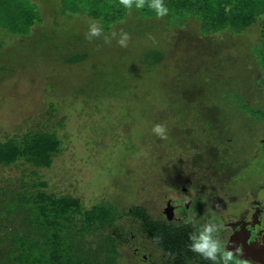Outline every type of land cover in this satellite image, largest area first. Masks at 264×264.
<instances>
[{"label": "rangeland", "instance_id": "rangeland-1", "mask_svg": "<svg viewBox=\"0 0 264 264\" xmlns=\"http://www.w3.org/2000/svg\"><path fill=\"white\" fill-rule=\"evenodd\" d=\"M32 1L36 3V0ZM37 1L43 17L52 16L46 9L52 10V6L49 7L55 0ZM3 2L8 5L9 12H14L13 0H0V4ZM90 20L78 13L55 14L41 26L48 32H39L0 52V140L25 132L37 118L51 113L54 120L62 123L57 130L63 140V152L50 169L44 168L41 173L53 191L80 197L87 206L101 201L138 204L146 206L156 217L167 199L176 198L189 179L207 188L209 176L212 189L224 187L228 194L239 198L251 193L255 202L264 205V125L257 117L250 119L239 109L230 110L232 119L229 121V113L225 110H229L231 101L222 100L216 90L212 91V100L218 101L223 108L218 116L215 113L216 122L228 131L225 140L234 137L228 152L223 151L226 154H216L215 149L198 150L199 143L183 144L182 138L176 136L184 152L173 156L170 151L174 152L176 148L167 147L164 141L171 140L169 135L174 134L176 121L183 116L177 114L179 109L175 108L171 97L174 80L181 86L187 84L190 87L185 76L190 75V68L197 70L195 61L198 58L211 61L205 65L213 67L228 61L232 50L241 55L244 53L239 45L241 38L234 40L228 34L226 37L208 34L192 19L164 32L161 27L155 28L156 33L147 20L136 24L123 21L113 26L118 37L103 31L101 36L89 41L86 33ZM121 29L130 36L126 48L117 43ZM105 37L110 43H105ZM151 37L159 43L157 49L162 52L159 54L161 60L153 63L156 65L153 74L141 76L135 87L123 91L118 86H103L101 80L96 84L93 82L92 63L107 64L110 68L115 67V72H121L129 65L131 67V62L138 64L139 56L146 50L143 40L151 41ZM147 44L153 46L149 41ZM240 57L229 60L226 71H241L245 54ZM66 61L73 65L64 66ZM146 61L139 63V67L140 64L147 67ZM150 61H154L153 57ZM198 81L193 89L201 93L205 82ZM95 85L102 89H97L102 92L98 99L86 95L88 88ZM224 90L227 92L226 87ZM187 94L184 98L188 103L198 97L192 90ZM261 96L264 103V93ZM197 100L196 110L193 108L190 116L195 118L198 110L201 112L198 114L206 119L211 114L212 101ZM51 102L56 104L54 111L50 109ZM157 123L166 127L167 139L152 132ZM190 196L188 194L187 198ZM193 209L192 206L187 210L188 216L192 215ZM198 226L202 227L201 224ZM236 260L239 264L243 262Z\"/></svg>", "mask_w": 264, "mask_h": 264}, {"label": "trees", "instance_id": "trees-1", "mask_svg": "<svg viewBox=\"0 0 264 264\" xmlns=\"http://www.w3.org/2000/svg\"><path fill=\"white\" fill-rule=\"evenodd\" d=\"M42 1L46 3V0ZM13 3L14 12H9L11 10L7 9L5 2L0 4V52L11 44L47 31L41 26L55 14L64 13L95 18L100 21L103 31L110 33L114 31L115 24L123 21L136 24L147 20L148 25H153L154 29L161 27L164 32L194 19L208 34L225 37L228 34L234 40L241 38L239 45L244 49L241 55L245 54L241 71H226L229 60L241 59V55L238 52L234 54L232 50L228 61L214 65L215 68L205 65L211 61L198 58L195 61L197 70L190 68V75L185 76L190 87L186 81V85L181 86L174 80L171 97L175 108L179 109L177 114L183 116L176 121L174 134L169 135L171 140L164 141L167 147L176 148L174 152L170 151L173 156L183 154L176 136L182 138L183 144L199 143L198 150L215 149L216 154L225 153L223 151L227 150L234 137L230 141L225 140L228 131L216 122L215 113L218 116L222 107L218 101L212 100L213 89L219 92L222 100L231 101L229 110L224 109L229 113L228 119H232L230 110L239 109L250 119L257 117L264 125L261 96L264 93V0H165L170 12L162 19L148 14L146 9L144 12L133 9L126 13L117 6L118 0H55L49 7L52 6L53 11L45 8L47 14L52 15L46 19L38 8L37 0L36 3L13 0ZM151 39L148 41L153 46L145 42L146 38L143 40L146 50L137 59L138 64L131 62V67L129 65L121 72H115V67L110 68L107 64L92 63L93 82L96 84L101 80L103 86H118L123 91L135 87L141 76L153 74L156 66L153 63L161 60L159 54L162 52L157 49L159 43H155L153 37ZM150 57L154 61L151 62ZM145 60L147 67L142 64L139 67V63ZM67 64L73 65L66 61L64 66ZM120 75H123L121 79ZM198 80L205 82L201 93L193 89L199 84ZM121 83L128 84L123 86ZM97 89L101 88L97 85L88 88L86 95L98 99L102 89ZM190 90L198 95L196 99L201 102L212 101L211 114L206 119L198 114L201 113L198 110L195 114L201 119L190 116L199 103L196 99L191 100L192 103L186 102L184 97ZM72 94L75 97L77 90ZM50 109H56L54 102H51ZM61 127V121L54 120L51 113H47L37 118L25 132L0 140V264H136L131 247L143 250L148 245L155 254L157 252V258L164 255L166 264H210L188 249L193 226L187 230L184 226L175 229L173 225H164L144 205L101 201L87 206L80 197L53 191L41 171L50 169L63 152V140L57 130ZM221 159L219 161H225ZM242 264L255 263L243 261Z\"/></svg>", "mask_w": 264, "mask_h": 264}, {"label": "flooded vegetation", "instance_id": "flooded-vegetation-1", "mask_svg": "<svg viewBox=\"0 0 264 264\" xmlns=\"http://www.w3.org/2000/svg\"><path fill=\"white\" fill-rule=\"evenodd\" d=\"M262 141L264 144V139ZM210 178V176L206 178L208 179L207 188L189 179L187 184L180 188V193L176 198L167 199L163 210L155 218L164 225L170 227L173 225L175 229L184 226L185 229L191 230L192 225L185 223V220L189 217L187 210L193 206L192 219L202 226L206 221L216 223L219 238L225 243L228 250L233 251L236 259L245 261L241 254L246 242V244H264V205L255 202L251 193L247 197L239 198L228 194L224 187L214 190L211 187ZM188 194L191 196L187 198ZM219 206L220 211H217ZM166 209L170 217L166 213ZM214 217L216 219H211ZM199 219H202L201 222L198 221ZM131 249L136 256V264L167 263L164 255L157 258V252L155 254L149 245L143 250L138 247H131ZM193 260L196 263V260ZM246 261L258 264L253 260Z\"/></svg>", "mask_w": 264, "mask_h": 264}, {"label": "clouds", "instance_id": "clouds-1", "mask_svg": "<svg viewBox=\"0 0 264 264\" xmlns=\"http://www.w3.org/2000/svg\"><path fill=\"white\" fill-rule=\"evenodd\" d=\"M117 6L126 13L133 9L139 12H144L146 9L148 14H154L157 19L168 16L170 12L165 0H118ZM102 32L103 27L100 21L93 18L89 21L86 38L91 41L93 37L101 36ZM116 35L115 31L111 32L112 37H116ZM129 39V33L121 29L117 40L119 46L126 48ZM105 43H110L107 37H105ZM152 132L161 139H167V129L162 124H155L152 127ZM185 223L191 224L194 228V231L189 235V251L199 254L203 260L209 261L210 264H239L233 251L228 250L225 243L219 238L216 223H207L200 227L191 216L185 220Z\"/></svg>", "mask_w": 264, "mask_h": 264}, {"label": "water", "instance_id": "water-1", "mask_svg": "<svg viewBox=\"0 0 264 264\" xmlns=\"http://www.w3.org/2000/svg\"><path fill=\"white\" fill-rule=\"evenodd\" d=\"M166 213L168 214V210L166 209ZM170 217V215L168 214ZM247 243V242H246ZM243 248V259L245 260H253L258 264H264V244H246Z\"/></svg>", "mask_w": 264, "mask_h": 264}]
</instances>
